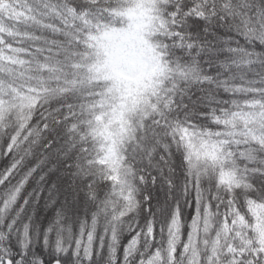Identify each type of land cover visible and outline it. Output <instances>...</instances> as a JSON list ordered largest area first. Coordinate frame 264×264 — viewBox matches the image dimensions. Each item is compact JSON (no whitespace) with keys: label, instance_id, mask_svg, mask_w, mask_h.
<instances>
[{"label":"snow or ice","instance_id":"1","mask_svg":"<svg viewBox=\"0 0 264 264\" xmlns=\"http://www.w3.org/2000/svg\"><path fill=\"white\" fill-rule=\"evenodd\" d=\"M0 264H264V0H0Z\"/></svg>","mask_w":264,"mask_h":264}]
</instances>
